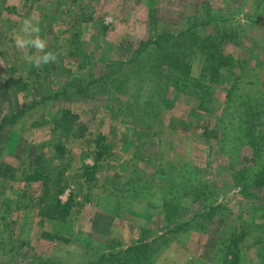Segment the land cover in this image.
Wrapping results in <instances>:
<instances>
[{
    "label": "rangeland",
    "instance_id": "374dc122",
    "mask_svg": "<svg viewBox=\"0 0 264 264\" xmlns=\"http://www.w3.org/2000/svg\"><path fill=\"white\" fill-rule=\"evenodd\" d=\"M25 19L55 62L25 59ZM62 162L68 222L45 215ZM141 243L132 264H264V0H0V264H87Z\"/></svg>",
    "mask_w": 264,
    "mask_h": 264
},
{
    "label": "trees",
    "instance_id": "16d2710c",
    "mask_svg": "<svg viewBox=\"0 0 264 264\" xmlns=\"http://www.w3.org/2000/svg\"><path fill=\"white\" fill-rule=\"evenodd\" d=\"M203 54L209 55L211 50L208 48H203L202 49ZM228 60H223L222 63L220 64L221 68L226 67V65L228 64ZM187 77L190 75V73L188 71H185ZM185 80H188V78H186ZM186 82H190L186 81ZM24 109H23V113H24ZM19 114H23L22 111L18 112ZM17 113V114H18ZM69 114V113H68ZM17 117L16 113L12 115V117ZM11 119H9V117H6L3 119L2 124L3 126L6 125ZM97 143H98V152H97V157L103 158L104 154L108 153V148L107 145L104 144L105 138L103 136H100L97 139ZM99 142H101L99 144ZM60 149V148H59ZM61 151L63 153V150L61 148ZM57 155L61 156V152L57 150ZM98 159V160H99ZM59 166V167H58ZM57 167L53 168L50 173L52 175V183L49 185L46 183V185L48 187H46V194L47 196H49V203L46 205V209H45V215L51 219H55L58 220L60 222H68L69 219L72 216L71 213V203L67 202V203H63L62 201L59 199V196L62 194L64 188H66L64 182H67L65 179V174H66V170L64 169V162L60 163ZM67 168V167H65ZM96 172V167L95 166H85L83 169L84 175L89 177L91 173ZM27 180H35V182H40L42 180V174L41 173H35L34 176L29 175L28 177H26ZM88 179V178H87ZM88 181V180H87ZM203 189L205 188V191L203 189H199L197 191H195V198L198 200V196H204L203 194H205V199L208 197H210V194L213 193V189L214 187L211 184H206V185H202ZM181 193V194H180ZM183 194V195H182ZM173 195V194H172ZM171 195V196H172ZM185 196H189L187 190H182L179 192V196L178 194L176 196L173 197V201L172 204L169 206L171 209H167V217L169 218H175L174 221L178 222V218H176V216H178V214H182L185 210ZM194 202V201H192ZM169 205V204H168ZM44 215V213H41ZM183 222V221H182ZM188 229H193V225H190V222L184 223V224H179L178 227L176 229H173L171 231H169V233L166 235L167 237H171L173 235V238H175L179 233H182L183 231H187ZM43 237H48L50 239H56L58 237L54 236V235H50V234H46L43 233L42 234ZM166 237V238H167ZM172 238V239H173ZM167 240V239H166ZM233 244L232 247L228 248L227 244L224 248H221V252L220 253H224V256L227 257L230 256L232 258V260L230 261V263H236V261H238V251H236V247H238L239 241L235 240L232 243H230V245ZM150 252L149 246L146 244H139V245H133L131 247H129L128 249H126V251L123 252H119V253H109V255L107 254H103L101 255V257L97 260V261H92L90 263L87 264H113L116 262H121L122 264H132L133 260L138 259V257H145L146 255H148ZM221 255V254H220ZM221 260V259H220ZM224 260V259H223ZM224 260V261H226Z\"/></svg>",
    "mask_w": 264,
    "mask_h": 264
},
{
    "label": "clouds",
    "instance_id": "9594fccd",
    "mask_svg": "<svg viewBox=\"0 0 264 264\" xmlns=\"http://www.w3.org/2000/svg\"><path fill=\"white\" fill-rule=\"evenodd\" d=\"M20 31L24 35L16 40L17 47L20 49L31 47L35 50V55L26 56V60L34 62L37 67L57 60V56L54 53L46 51L47 42L39 37V28L33 22V19H25Z\"/></svg>",
    "mask_w": 264,
    "mask_h": 264
},
{
    "label": "crops",
    "instance_id": "0c3cea01",
    "mask_svg": "<svg viewBox=\"0 0 264 264\" xmlns=\"http://www.w3.org/2000/svg\"><path fill=\"white\" fill-rule=\"evenodd\" d=\"M2 119H4V118H2ZM3 121V120H2ZM44 232V231H43Z\"/></svg>",
    "mask_w": 264,
    "mask_h": 264
}]
</instances>
